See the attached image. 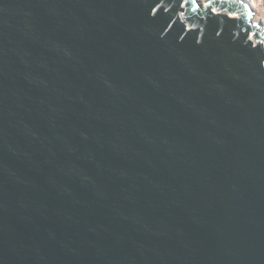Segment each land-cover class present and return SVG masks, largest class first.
I'll return each instance as SVG.
<instances>
[{
    "label": "water",
    "instance_id": "water-1",
    "mask_svg": "<svg viewBox=\"0 0 264 264\" xmlns=\"http://www.w3.org/2000/svg\"><path fill=\"white\" fill-rule=\"evenodd\" d=\"M251 15L0 0V264H264Z\"/></svg>",
    "mask_w": 264,
    "mask_h": 264
},
{
    "label": "bare ground",
    "instance_id": "bare-ground-1",
    "mask_svg": "<svg viewBox=\"0 0 264 264\" xmlns=\"http://www.w3.org/2000/svg\"><path fill=\"white\" fill-rule=\"evenodd\" d=\"M202 8L207 0H196ZM246 3L252 10L250 16L252 24L256 25L260 30H264V0H237Z\"/></svg>",
    "mask_w": 264,
    "mask_h": 264
},
{
    "label": "snow or ice",
    "instance_id": "snow-or-ice-1",
    "mask_svg": "<svg viewBox=\"0 0 264 264\" xmlns=\"http://www.w3.org/2000/svg\"><path fill=\"white\" fill-rule=\"evenodd\" d=\"M196 2V0H192V3L194 4Z\"/></svg>",
    "mask_w": 264,
    "mask_h": 264
}]
</instances>
